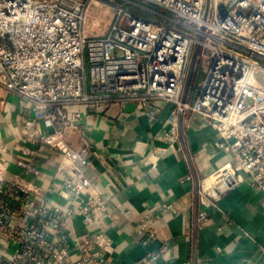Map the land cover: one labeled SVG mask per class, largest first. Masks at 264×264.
Listing matches in <instances>:
<instances>
[{"label": "built area", "instance_id": "1", "mask_svg": "<svg viewBox=\"0 0 264 264\" xmlns=\"http://www.w3.org/2000/svg\"><path fill=\"white\" fill-rule=\"evenodd\" d=\"M142 1L153 8H119L99 36L100 22L88 17L103 0H0V89L32 108L24 136L0 140V264H115L105 229L112 211L89 175L97 146L82 107L135 102L154 120L162 103L172 104L173 141L188 112L220 133L232 164L215 184L200 185L198 224L242 173L264 195V0ZM46 150L59 158L50 187L37 182ZM146 233L145 245L158 237ZM166 250L133 264H160Z\"/></svg>", "mask_w": 264, "mask_h": 264}, {"label": "crops", "instance_id": "2", "mask_svg": "<svg viewBox=\"0 0 264 264\" xmlns=\"http://www.w3.org/2000/svg\"><path fill=\"white\" fill-rule=\"evenodd\" d=\"M173 107L162 103L154 120L135 102L82 107L83 124L97 146L89 175L112 211L105 223L112 260L133 264L148 251L165 247L160 264L189 258L193 264H264V195L245 174L237 187L207 209L208 221L198 224L197 191L200 185L219 180L222 169L232 164L231 155L220 147V133L191 112L180 116V135L173 141L169 134ZM31 115L26 99L0 89L1 141L12 145L24 136ZM73 141L77 145L76 136ZM58 159L47 150L38 157L37 182L43 187L52 185ZM75 226L78 232L85 229L81 222ZM150 229L158 237L145 245Z\"/></svg>", "mask_w": 264, "mask_h": 264}, {"label": "rangeland", "instance_id": "3", "mask_svg": "<svg viewBox=\"0 0 264 264\" xmlns=\"http://www.w3.org/2000/svg\"><path fill=\"white\" fill-rule=\"evenodd\" d=\"M105 4L103 3L101 6L94 7L92 15L89 18V20L96 19L100 22V27L96 30V34L101 36L107 33L110 29L111 23L115 20L116 16V10L119 8H123L125 10L129 11H136L139 12L140 7L137 5H134L133 2L145 6V7H152V5H148L142 0H103ZM153 8V7H152ZM155 11H159L158 9H154ZM206 66L201 65L200 67V73L198 75L197 82L200 83L201 80L204 78Z\"/></svg>", "mask_w": 264, "mask_h": 264}, {"label": "water", "instance_id": "4", "mask_svg": "<svg viewBox=\"0 0 264 264\" xmlns=\"http://www.w3.org/2000/svg\"><path fill=\"white\" fill-rule=\"evenodd\" d=\"M198 52H199V47H197V49L195 50L194 56H193V62H192L191 70H190V75H189V78H188V81L186 84V88H185L184 99L187 96L189 88H190L192 75H193V71H194V66H195V61H196V57H197Z\"/></svg>", "mask_w": 264, "mask_h": 264}, {"label": "trees", "instance_id": "5", "mask_svg": "<svg viewBox=\"0 0 264 264\" xmlns=\"http://www.w3.org/2000/svg\"><path fill=\"white\" fill-rule=\"evenodd\" d=\"M196 79L199 80V79H198V76L196 77ZM197 80H196V81H197Z\"/></svg>", "mask_w": 264, "mask_h": 264}]
</instances>
